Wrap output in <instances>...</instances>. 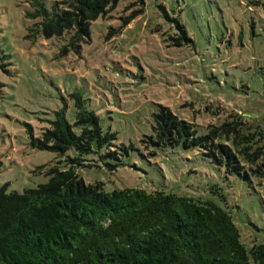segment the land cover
<instances>
[{"label": "rangeland", "instance_id": "374dc122", "mask_svg": "<svg viewBox=\"0 0 264 264\" xmlns=\"http://www.w3.org/2000/svg\"><path fill=\"white\" fill-rule=\"evenodd\" d=\"M43 2L50 10L51 0ZM144 2V11L117 31L130 12L121 1L92 20L90 40L78 51H62L70 32L29 36V0H0V64L5 65L0 66V188L35 187L48 180L49 166L64 168L58 160L75 155L73 148L62 154L32 143L64 104L72 124L75 92L96 113L102 130L116 133L114 149L119 141L139 148L159 104L192 122L198 134L231 112L264 126V0ZM170 18L184 25L191 44H173ZM145 151L88 154L75 171L107 190L205 191L218 199L222 193L242 242H264V181L226 174L200 148L165 145L153 155Z\"/></svg>", "mask_w": 264, "mask_h": 264}, {"label": "trees", "instance_id": "16d2710c", "mask_svg": "<svg viewBox=\"0 0 264 264\" xmlns=\"http://www.w3.org/2000/svg\"><path fill=\"white\" fill-rule=\"evenodd\" d=\"M121 1L127 2L124 9L130 12L121 17L117 31L144 11V0H51L50 10L43 0H29L26 17L33 20L29 36L61 37L70 32L62 51L69 47L78 51L90 40L92 20L107 16ZM168 20L176 29L173 44H191L184 25L175 18ZM73 97L72 124L64 104L32 143L62 154L73 148L75 155L58 160L64 168L49 166L48 180L35 187L21 192L0 188V264H264V242H242L222 193L218 199L205 191L107 190L101 182H85L75 171L92 153L116 157L144 148L153 155L162 146L181 145L200 148L226 174L249 181L256 177L262 183L264 126L231 112L198 134L192 122L159 104L147 119L150 130L142 134L139 148L119 141L114 149L110 145L116 133L102 130L80 93Z\"/></svg>", "mask_w": 264, "mask_h": 264}]
</instances>
